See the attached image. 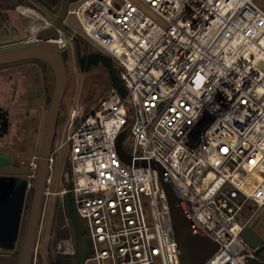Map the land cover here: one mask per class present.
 <instances>
[{
    "label": "built area",
    "instance_id": "1",
    "mask_svg": "<svg viewBox=\"0 0 264 264\" xmlns=\"http://www.w3.org/2000/svg\"><path fill=\"white\" fill-rule=\"evenodd\" d=\"M140 1L166 25L131 0H76L68 16L82 33L67 16L56 39L65 51L72 29L70 38L80 34L90 51L109 56L127 95L110 82L90 112L71 109L65 140L55 138L51 167L67 146L73 183L53 191L52 176L47 181L43 217L51 197H60L69 230L55 249L78 259L71 194L85 227L82 249L92 244L83 264H181L154 161L194 226L219 244L204 264H264L260 248L241 236L264 205V10L255 0ZM40 15L22 43L51 26ZM122 132L131 163L118 152Z\"/></svg>",
    "mask_w": 264,
    "mask_h": 264
},
{
    "label": "water",
    "instance_id": "2",
    "mask_svg": "<svg viewBox=\"0 0 264 264\" xmlns=\"http://www.w3.org/2000/svg\"><path fill=\"white\" fill-rule=\"evenodd\" d=\"M70 5L71 0L61 1L58 16L52 21L51 26L38 32L36 43L0 50V65L37 59L47 63L53 73L52 94L44 128L39 167L28 204L25 202V182L15 188L12 181L0 178V247L7 250L17 249L16 264H33L37 252L39 229L44 211L46 180L50 173L49 158L52 155L62 101L68 85V67L64 57V49L60 47L56 39L60 36V29L68 16ZM74 40H77V37H74ZM77 62L82 72H87L101 65L113 86L118 89L123 97L127 95V89L118 76L109 56L96 51L82 53L78 45ZM125 136L126 132H122L118 138V152L124 161L131 163L132 158L122 147ZM135 163L138 164V161ZM142 164L147 165V161H142ZM68 165L70 166L69 161ZM151 166L158 169L165 189L181 264H204L219 247L218 242L204 235L194 226L182 198L172 181L164 174L161 164L152 161ZM71 176L69 170L70 179ZM72 186L73 183L70 180L68 188L70 189ZM67 202L68 213L75 229L78 264H83L92 244L87 241L86 249H82L81 238L85 227L78 216L71 194L67 195ZM21 231H23L22 239L19 240ZM241 236L254 248L259 249L263 245L262 237L250 226L243 230Z\"/></svg>",
    "mask_w": 264,
    "mask_h": 264
},
{
    "label": "rangeland",
    "instance_id": "3",
    "mask_svg": "<svg viewBox=\"0 0 264 264\" xmlns=\"http://www.w3.org/2000/svg\"><path fill=\"white\" fill-rule=\"evenodd\" d=\"M136 3L145 13L155 19L162 25H166L164 19L159 16L156 12L151 10L146 4L140 0H131ZM75 2V1H71ZM257 5L264 10V0H255ZM23 6V5H22ZM25 7H34L33 8H22L23 13L21 14L18 11H15L14 8H10L13 11L10 12L9 16L11 17V22L3 21V17L0 16V42L9 41V40H18L24 42L29 37H33L34 30L27 29L28 22L31 19H34L35 16H41L40 13H44L46 17L54 21L56 16H58L61 7H57L54 10V14L51 13V9L46 6L37 3L36 5L25 6ZM7 8V7H6ZM29 9L30 11L24 10ZM33 12V13H32ZM8 13V12H7ZM6 13V17H7ZM28 13V14H27ZM68 22L76 31L82 33L81 25L74 15L68 16ZM40 24V21H39ZM40 26V25H38ZM72 29L68 30L66 33L67 38V47L64 51L66 56V63L68 67V85L62 101V111L58 121L57 128V138L62 141L66 138L67 133V122L69 119V114L72 108H79L83 111L90 112L95 108L104 97V95L109 90V78L105 69L100 65L92 68L87 72H82L79 69L77 62L78 55V45L81 49V52H88L92 48L89 43L83 39L80 34L77 35V40L70 38ZM53 82V81H52ZM53 171H52V190L58 191L63 187L68 186L69 184V165H68V149L67 146L60 148L53 156ZM61 199L60 197H51L49 204L44 212V217L40 226L39 231L41 232V237L39 239V246L37 248L38 260L36 264H53V259L61 255L56 251V245L52 248L51 238L57 235L58 227L56 225L57 212L60 211L62 215V208L60 206ZM252 210H249L247 214L249 215ZM247 217V216H246ZM253 230L262 237L264 244V205L257 210L252 221L249 224ZM63 228V227H62ZM61 229V228H60ZM39 232V233H40ZM23 231L19 240L22 239ZM85 244V241H83ZM263 246V245H262ZM65 256V255H63ZM260 256L264 259V249L261 251ZM259 256V257H260ZM18 254L14 255L13 253H6L3 264H16ZM74 261H78L77 258H72Z\"/></svg>",
    "mask_w": 264,
    "mask_h": 264
},
{
    "label": "flooded vegetation",
    "instance_id": "4",
    "mask_svg": "<svg viewBox=\"0 0 264 264\" xmlns=\"http://www.w3.org/2000/svg\"><path fill=\"white\" fill-rule=\"evenodd\" d=\"M6 13L0 8L3 21L9 19V13L7 17ZM34 43H22L20 39L1 41L0 50ZM52 81L53 73L47 63L37 59L0 65V178L12 181L15 188L25 182L26 204L39 167ZM49 167L46 186L52 176L53 164L52 167L49 164ZM6 253L18 254L17 249L0 247V264H3Z\"/></svg>",
    "mask_w": 264,
    "mask_h": 264
},
{
    "label": "trees",
    "instance_id": "5",
    "mask_svg": "<svg viewBox=\"0 0 264 264\" xmlns=\"http://www.w3.org/2000/svg\"><path fill=\"white\" fill-rule=\"evenodd\" d=\"M61 1L62 0H4V2L0 3V7L3 6V7L15 9L18 5L31 6V5H36L37 3H39V4L46 6L47 8L51 10H55L57 7H61ZM71 1H76V0H71ZM64 57L66 59L65 54H64ZM55 221H56L55 228L58 227L59 230L57 232V235L51 238L52 244L50 248L54 247L58 240L69 236V230L65 226L64 217H63V214L62 215L60 214V211L57 212V217ZM263 249H264V245L257 251L258 256H260V253ZM72 258L73 257L71 256L59 255L53 259V264H78V261L76 262ZM252 264H263V263L253 260Z\"/></svg>",
    "mask_w": 264,
    "mask_h": 264
},
{
    "label": "bare ground",
    "instance_id": "6",
    "mask_svg": "<svg viewBox=\"0 0 264 264\" xmlns=\"http://www.w3.org/2000/svg\"><path fill=\"white\" fill-rule=\"evenodd\" d=\"M24 10H27V11H30L31 12V10H29V9H24ZM40 20H42V17L41 16H38V15L35 16L34 19H31V21L28 22L27 29H31L32 31L33 30L35 31L39 27L38 25H39V21ZM256 196H257L258 199H262V193L261 192L260 193H257Z\"/></svg>",
    "mask_w": 264,
    "mask_h": 264
},
{
    "label": "crops",
    "instance_id": "7",
    "mask_svg": "<svg viewBox=\"0 0 264 264\" xmlns=\"http://www.w3.org/2000/svg\"><path fill=\"white\" fill-rule=\"evenodd\" d=\"M1 2H4V0H0V3ZM1 8V10L5 13V12H8L9 14H10V12H12L11 10H9V11H6V7H0ZM15 10H16V8H15ZM17 11V10H16ZM51 11V13L52 14H54L55 15V13H54V10H50ZM12 20H11V17L9 16V19H8V23H10ZM1 22V21H0Z\"/></svg>",
    "mask_w": 264,
    "mask_h": 264
},
{
    "label": "snow or ice",
    "instance_id": "8",
    "mask_svg": "<svg viewBox=\"0 0 264 264\" xmlns=\"http://www.w3.org/2000/svg\"><path fill=\"white\" fill-rule=\"evenodd\" d=\"M225 151H226V149H225Z\"/></svg>",
    "mask_w": 264,
    "mask_h": 264
}]
</instances>
